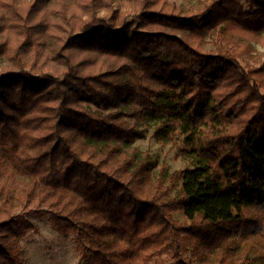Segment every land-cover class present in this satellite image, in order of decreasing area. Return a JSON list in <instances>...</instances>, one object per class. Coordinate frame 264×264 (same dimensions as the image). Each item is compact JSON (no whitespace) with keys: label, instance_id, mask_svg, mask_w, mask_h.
<instances>
[{"label":"trees","instance_id":"1","mask_svg":"<svg viewBox=\"0 0 264 264\" xmlns=\"http://www.w3.org/2000/svg\"><path fill=\"white\" fill-rule=\"evenodd\" d=\"M42 210L80 264H264V0H0V264Z\"/></svg>","mask_w":264,"mask_h":264},{"label":"rangeland","instance_id":"2","mask_svg":"<svg viewBox=\"0 0 264 264\" xmlns=\"http://www.w3.org/2000/svg\"><path fill=\"white\" fill-rule=\"evenodd\" d=\"M170 1L187 5L198 0ZM206 47H211L210 42ZM257 50L260 48L257 47ZM178 145L171 146L157 142L151 135V129L132 144L138 153L149 151L158 164L156 171L160 166H164L167 173L191 165V161L180 152ZM48 217L45 210L30 215L29 220L33 227L26 232L19 245L22 264H80L73 236L56 231L50 225ZM175 218L183 220L179 213L175 214Z\"/></svg>","mask_w":264,"mask_h":264}]
</instances>
